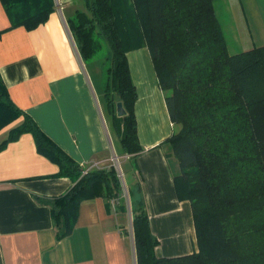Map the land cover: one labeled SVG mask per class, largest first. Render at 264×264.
Listing matches in <instances>:
<instances>
[{
    "label": "trees",
    "instance_id": "trees-1",
    "mask_svg": "<svg viewBox=\"0 0 264 264\" xmlns=\"http://www.w3.org/2000/svg\"><path fill=\"white\" fill-rule=\"evenodd\" d=\"M1 1L11 28L34 30L54 10L53 0ZM83 1L86 11L68 26L85 62L108 46L104 98L131 159L144 149L127 53L149 49L175 128L167 143L181 167L176 194L192 206L198 250L172 258L156 255L160 242L148 214L142 203L132 207L137 264H264V46L230 54L214 0ZM21 116L0 149L29 133L38 152L59 166L58 176L73 181L52 203L62 239L72 233L83 202L118 198L122 184L114 168L87 171L74 161L14 105L0 75V130Z\"/></svg>",
    "mask_w": 264,
    "mask_h": 264
},
{
    "label": "crops",
    "instance_id": "crops-1",
    "mask_svg": "<svg viewBox=\"0 0 264 264\" xmlns=\"http://www.w3.org/2000/svg\"><path fill=\"white\" fill-rule=\"evenodd\" d=\"M53 3L48 21L27 30L11 28L0 0V75L9 97L79 165L96 162L107 169L118 158L121 171L124 166L128 171L118 198L83 202L72 233L59 239L52 203L73 181L58 176L59 166L38 152L29 133L1 148L0 264H137L131 210L141 203L160 242L159 258L197 252L191 203L179 200L174 186L181 167L167 141L175 128L149 49L127 53L144 149L131 159L113 125L105 81L103 87L98 82L101 72L82 59L68 26L86 5L83 0ZM213 4L230 54L264 46V0ZM23 121L21 116L0 130V146Z\"/></svg>",
    "mask_w": 264,
    "mask_h": 264
},
{
    "label": "rangeland",
    "instance_id": "rangeland-1",
    "mask_svg": "<svg viewBox=\"0 0 264 264\" xmlns=\"http://www.w3.org/2000/svg\"><path fill=\"white\" fill-rule=\"evenodd\" d=\"M108 50H109L108 46H106L105 50L101 52L100 55H98L96 59H94L93 61H90V69L95 70L97 72H101V77L99 75L100 78L98 79V82L101 84L102 87H103L104 81H106V67L108 66V64H107V61H105V58L107 57L106 55L109 54ZM127 171H128L127 167L124 166L122 168V173L125 174V176H126Z\"/></svg>",
    "mask_w": 264,
    "mask_h": 264
},
{
    "label": "built area",
    "instance_id": "built-area-1",
    "mask_svg": "<svg viewBox=\"0 0 264 264\" xmlns=\"http://www.w3.org/2000/svg\"><path fill=\"white\" fill-rule=\"evenodd\" d=\"M110 163H111V166H109L107 169L115 168L119 179L121 180V182H123L124 181V174L122 173L121 168L118 164V158H112ZM93 169L102 170V169H106V168H103V167H101V165L99 163L94 162L91 165V167L87 168V171L93 170Z\"/></svg>",
    "mask_w": 264,
    "mask_h": 264
},
{
    "label": "water",
    "instance_id": "water-1",
    "mask_svg": "<svg viewBox=\"0 0 264 264\" xmlns=\"http://www.w3.org/2000/svg\"><path fill=\"white\" fill-rule=\"evenodd\" d=\"M117 116L119 118H123L126 116V111H125L123 104L121 102L117 103Z\"/></svg>",
    "mask_w": 264,
    "mask_h": 264
}]
</instances>
